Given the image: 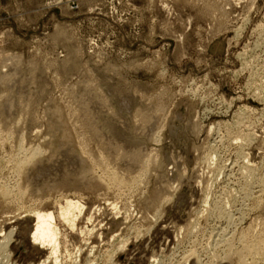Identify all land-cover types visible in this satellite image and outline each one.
<instances>
[{
	"label": "rangeland",
	"instance_id": "374dc122",
	"mask_svg": "<svg viewBox=\"0 0 264 264\" xmlns=\"http://www.w3.org/2000/svg\"><path fill=\"white\" fill-rule=\"evenodd\" d=\"M0 194V264H263L264 0H0Z\"/></svg>",
	"mask_w": 264,
	"mask_h": 264
},
{
	"label": "bare ground",
	"instance_id": "6f19581e",
	"mask_svg": "<svg viewBox=\"0 0 264 264\" xmlns=\"http://www.w3.org/2000/svg\"><path fill=\"white\" fill-rule=\"evenodd\" d=\"M81 140V139H80ZM242 146V145H241ZM19 150V149H18ZM36 150V149H35ZM115 150V149H114ZM23 151V150H22ZM116 151V150H115ZM242 151V150H241ZM41 152V151H40ZM64 155V154H63ZM134 155V154H133ZM135 156V155H134ZM36 157V156H35ZM130 157V156H129ZM139 157V156H138ZM140 158V157H139ZM28 159V158H27ZM243 159V158H242ZM30 161V160H29ZM245 161V160H244ZM125 162V161H124ZM137 163V162H136ZM16 164V163H15ZM98 164V163H97ZM135 165V164H134ZM133 165V166H134ZM145 165V164H144ZM237 165V164H236ZM129 166V165H128ZM127 166V167H128ZM138 166V165H137ZM19 167V166H18ZM21 167V166H20ZM132 168V167H131ZM19 169V168H18ZM21 170V169H20ZM129 170V169H128ZM244 170V169H243ZM249 170V169H248ZM231 171V170H230ZM250 171V170H249ZM20 172V171H19ZM82 172V171H81ZM84 173V172H83ZM130 173V172H129ZM249 173V172H248ZM108 175V174H107ZM116 174H112V180L111 182L114 185L120 186V185H125L123 184L124 181H121V179L115 176ZM242 175V174H241ZM20 178V177H19ZM123 178V177H121ZM260 178V177H259ZM28 180V179H27ZM31 180V179H30ZM125 180V179H123ZM71 181V180H70ZM126 181V180H125ZM127 184V182H124ZM37 186V185H36ZM141 186V185H140ZM6 187V186H5ZM33 187V186H32ZM5 189H3V193L2 196L5 198H8L10 195V191H4ZM26 190V189H25ZM22 192V191H21ZM17 193V192H16ZM33 193V192H32ZM0 194V195H1ZM251 194V193H250ZM22 195V194H21ZM206 198V197H205ZM75 200V199H74ZM253 203V202H252ZM216 204V203H215ZM214 206V205H213ZM59 209V214H58V218L61 219L64 223H66L68 226H70L71 228H75V221L78 218L77 215H80L81 212L83 211V206L77 202V201H72V200H67L65 201L64 206H60ZM18 210V209H17ZM219 215V214H218ZM217 215V216H218ZM33 216V215H32ZM209 217V216H208ZM19 218V217H18ZM35 221L34 223V227H33V231L30 234V239H29V244L28 246H30V249H36L37 245L38 247H40V249H48L49 251V256L47 259H45V261L41 262L40 264H46V262L52 258V262L54 260V263L56 264L58 260L57 256L59 254L60 251V241L59 240V235H60V231L57 227V225L55 224V217L54 214L51 212H34V216L32 217ZM31 219V218H29ZM9 220V219H8ZM9 222V221H8ZM231 224V223H230ZM222 228V227H221ZM88 230V229H87ZM263 231V230H262ZM12 232H10V235ZM15 234V233H14ZM82 234V233H81ZM224 234V233H223ZM10 235L8 237H10ZM222 235V234H221ZM262 235V234H261ZM258 236V235H257ZM264 236V235H263ZM243 237V236H242ZM255 237V236H254ZM259 237V236H258ZM231 238V237H230ZM9 239V238H6ZM61 239V238H60ZM209 239V238H208ZM220 239V238H219ZM11 240V238H10ZM244 240V239H243ZM248 240V239H247ZM251 240V239H250ZM262 240V237H261ZM6 241V240H5ZM245 241V240H244ZM257 241L259 242L260 240L257 239ZM10 242V241H9ZM226 242V241H225ZM247 244H249L247 241H245ZM253 244V242H251ZM256 243V241L254 242V244ZM244 247L245 251L247 254L253 255L254 257H261L258 256L261 253V249L263 251V246H264V240L261 241L260 243H258L256 246H247ZM244 245V243H243ZM215 246V244H214ZM1 247V246H0ZM5 247V246H4ZM2 250H4L3 248H0ZM194 250V249H193ZM230 250V249H229ZM240 250V249H239ZM47 251V250H46ZM242 251V250H241ZM239 253V252H238ZM216 254V253H215ZM241 254V253H239ZM243 254V253H242ZM245 255V254H244ZM243 256V255H242ZM241 255H238V258L241 259L242 257ZM249 256V255H247ZM184 257V256H183ZM250 257V256H249ZM228 258V257H227ZM245 258V257H244ZM251 258V257H250ZM242 260V259H241ZM240 260V261H241ZM187 261V259H186ZM253 261V260H252ZM258 261V259L256 260ZM262 261H264L262 259ZM260 261V262H262ZM180 262V261H179ZM227 262V261H226ZM245 262V261H244ZM53 263V264H54ZM59 264V263H58ZM264 264V263H263Z\"/></svg>",
	"mask_w": 264,
	"mask_h": 264
}]
</instances>
